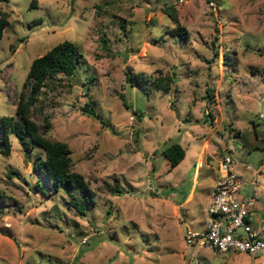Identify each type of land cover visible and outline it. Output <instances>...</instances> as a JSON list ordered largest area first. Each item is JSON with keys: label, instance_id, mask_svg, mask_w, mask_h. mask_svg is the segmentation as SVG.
Listing matches in <instances>:
<instances>
[{"label": "rangeland", "instance_id": "374dc122", "mask_svg": "<svg viewBox=\"0 0 264 264\" xmlns=\"http://www.w3.org/2000/svg\"><path fill=\"white\" fill-rule=\"evenodd\" d=\"M210 1L0 0L10 21L0 38V117L15 115L32 59L74 41L84 61L48 78L40 101L48 136L68 143L71 169L95 192L80 213L65 190L39 191L33 161L44 149L25 153L11 133L9 154L0 149V264H264L261 252L205 246L191 260L195 246L183 237L187 226L204 228L226 152L251 166L235 168L246 190L257 180L253 226L264 236V0ZM167 7L186 38L171 32ZM227 50L233 65L223 62ZM163 75L168 91L152 83ZM88 99L99 117L81 109ZM171 141L185 150L173 167L161 152ZM116 181L120 192L103 188Z\"/></svg>", "mask_w": 264, "mask_h": 264}, {"label": "trees", "instance_id": "16d2710c", "mask_svg": "<svg viewBox=\"0 0 264 264\" xmlns=\"http://www.w3.org/2000/svg\"><path fill=\"white\" fill-rule=\"evenodd\" d=\"M167 13L175 23L171 29L173 34L187 37V29L179 22L177 13L173 7L166 8ZM9 13L0 10V38L4 28L10 23ZM229 51L223 54V62L233 65ZM84 61L74 41L64 39L43 54L32 59L26 79L23 83L24 92L16 104L15 115L6 114L0 117V149L3 153L9 154L11 141L9 135L15 134L25 151L28 153L31 144H38L43 147L45 156L34 158L33 166L38 177L35 181L36 188L45 193L51 194L58 190H65L68 193V203L80 213H85L89 203L95 202V192L89 186L84 175L79 171L71 169V148L67 142L54 139L48 136L47 131L51 127L50 113L45 112L40 101V93L46 85L47 79L62 73L72 75L78 64ZM127 78L133 75L137 83H141L142 75L138 72L127 71ZM172 77L170 75L156 76L152 83L157 89L168 91ZM209 94L210 91H208ZM125 102V100H123ZM83 112L99 117L95 111V104L88 99L83 107ZM41 115V122L34 116ZM161 152L168 158L170 166L177 165L185 155L184 147L178 141H171L166 144ZM103 188L111 193L121 191L119 183L113 184L104 182ZM0 196H2L0 194Z\"/></svg>", "mask_w": 264, "mask_h": 264}, {"label": "built area", "instance_id": "2783aa9c", "mask_svg": "<svg viewBox=\"0 0 264 264\" xmlns=\"http://www.w3.org/2000/svg\"><path fill=\"white\" fill-rule=\"evenodd\" d=\"M237 164L251 169L250 165L236 161L230 152L217 158V176L211 187L204 228L187 226L184 230L185 242L195 246L189 254L191 260H196L197 251L204 246L219 252L264 253V236L253 226L258 183L253 179L251 188L246 190V181L235 168Z\"/></svg>", "mask_w": 264, "mask_h": 264}, {"label": "crops", "instance_id": "0c3cea01", "mask_svg": "<svg viewBox=\"0 0 264 264\" xmlns=\"http://www.w3.org/2000/svg\"><path fill=\"white\" fill-rule=\"evenodd\" d=\"M197 169H198V167H196V169H195V173L197 172ZM195 181H196V178H194V180H193V184H192V186L190 187V190H189V192H188V194H187V196H186V198L183 200V202L185 203L186 201H188L191 197H192V189H193V186H194V183H195ZM214 183V182H213ZM212 183V184H213ZM212 184H211V187H212ZM211 189V188H210ZM211 191V190H210ZM209 196H210V193H209V195H208V200H209ZM264 222L263 221H261V224H263ZM203 224H204V220H203ZM193 228V227H192ZM194 229H199V228H194Z\"/></svg>", "mask_w": 264, "mask_h": 264}]
</instances>
